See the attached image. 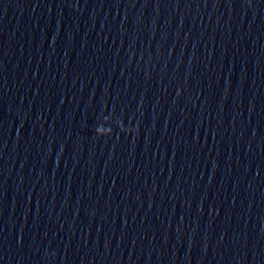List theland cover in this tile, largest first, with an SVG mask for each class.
<instances>
[{
	"label": "water",
	"instance_id": "1",
	"mask_svg": "<svg viewBox=\"0 0 264 264\" xmlns=\"http://www.w3.org/2000/svg\"><path fill=\"white\" fill-rule=\"evenodd\" d=\"M0 264H264V0H0Z\"/></svg>",
	"mask_w": 264,
	"mask_h": 264
}]
</instances>
